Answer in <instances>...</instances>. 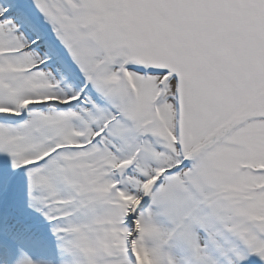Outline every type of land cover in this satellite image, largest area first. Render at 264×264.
<instances>
[{"label": "snow or ice", "instance_id": "obj_1", "mask_svg": "<svg viewBox=\"0 0 264 264\" xmlns=\"http://www.w3.org/2000/svg\"><path fill=\"white\" fill-rule=\"evenodd\" d=\"M0 264H264V0H0Z\"/></svg>", "mask_w": 264, "mask_h": 264}]
</instances>
